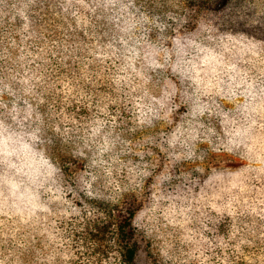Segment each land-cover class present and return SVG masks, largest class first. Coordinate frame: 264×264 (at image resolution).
<instances>
[{
    "label": "clouds",
    "instance_id": "1",
    "mask_svg": "<svg viewBox=\"0 0 264 264\" xmlns=\"http://www.w3.org/2000/svg\"><path fill=\"white\" fill-rule=\"evenodd\" d=\"M248 248L264 254V0H0V264Z\"/></svg>",
    "mask_w": 264,
    "mask_h": 264
},
{
    "label": "trees",
    "instance_id": "2",
    "mask_svg": "<svg viewBox=\"0 0 264 264\" xmlns=\"http://www.w3.org/2000/svg\"><path fill=\"white\" fill-rule=\"evenodd\" d=\"M115 225L116 229H120L121 228V225L119 223V220L116 216H113L112 219L110 220L109 222V225L106 226V229L110 228L111 226ZM106 229H102L101 230V233L99 234L100 235V238H103V235L102 233L106 230ZM124 231H126V228L124 229ZM96 238V237H94ZM126 239H129L130 240V237H126ZM256 253L253 254V253H250L249 249H245L246 252H248V261H246V264H255V259L256 257H259L261 255H264L260 252H258L256 249H253ZM99 251V249H98ZM251 254V255H249ZM251 260H250V258ZM129 258H131V252L129 253Z\"/></svg>",
    "mask_w": 264,
    "mask_h": 264
},
{
    "label": "rangeland",
    "instance_id": "3",
    "mask_svg": "<svg viewBox=\"0 0 264 264\" xmlns=\"http://www.w3.org/2000/svg\"><path fill=\"white\" fill-rule=\"evenodd\" d=\"M250 253L255 254L256 252L252 248H248ZM251 255V254H249ZM250 258V257H249ZM251 260V258H250ZM246 261H248V252L244 250V253L242 256H239V258L234 257V264H246Z\"/></svg>",
    "mask_w": 264,
    "mask_h": 264
}]
</instances>
